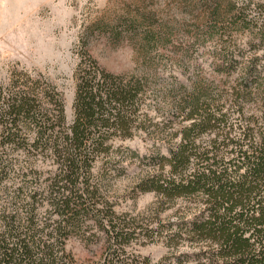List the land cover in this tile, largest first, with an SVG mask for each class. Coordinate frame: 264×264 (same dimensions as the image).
<instances>
[{"label": "trees", "instance_id": "1", "mask_svg": "<svg viewBox=\"0 0 264 264\" xmlns=\"http://www.w3.org/2000/svg\"><path fill=\"white\" fill-rule=\"evenodd\" d=\"M201 5L209 24L198 28L197 41L213 38L221 17L218 1L202 0ZM227 9L245 33L253 20L235 1ZM261 25L250 33L248 49L256 50L247 62L237 58L248 50L232 46L229 37L214 47L218 76L241 73L240 82L230 85L198 72L189 75V83L171 72L165 77L172 64L167 62L161 75L151 63L140 74H117L82 50L71 124L54 83L15 70L9 84L0 85V146L29 158L42 155L54 170L41 192L48 214L44 220L37 191L27 203L14 196L0 208V264H84L67 243L71 236L84 238L88 226L107 234L100 264H159L127 252L140 234L164 240L173 250L198 246L179 255L176 264H264V21ZM177 49L182 59L188 55V48ZM189 64L182 65V72ZM157 99L165 106L158 107ZM137 136L152 140L154 147L143 158L151 172L141 179L139 191L154 192L164 202L182 200L187 208L147 229L119 217L99 197L94 181L98 161H104V171L116 155L124 156L118 143ZM92 229L88 239L95 238Z\"/></svg>", "mask_w": 264, "mask_h": 264}, {"label": "rangeland", "instance_id": "2", "mask_svg": "<svg viewBox=\"0 0 264 264\" xmlns=\"http://www.w3.org/2000/svg\"><path fill=\"white\" fill-rule=\"evenodd\" d=\"M215 1L221 13L216 34L197 41L198 28L209 24L202 0H0V85H8L15 70L28 72L34 79H49L63 94L66 121L71 124L75 73L82 50L100 66L117 74H140L151 63L150 67L161 75L167 62L172 64L165 77L171 72L186 83L189 75L197 72L204 78H221L213 70L214 47L222 45L223 36L229 37L232 46L248 50L237 58L239 62L242 59L247 62L256 50L248 49L250 33H257L263 26L264 0ZM229 1L237 2L238 9L244 8V16L253 20L245 33L238 30L239 24L233 23L235 18L227 12ZM180 47L189 50L184 59L176 52ZM261 53L257 51V55ZM188 61L191 66L184 73L182 65ZM240 76L237 70L222 79L227 85L237 84ZM157 102L158 107L166 104L161 99ZM164 144L158 145L161 153L167 152ZM118 145L124 156L116 155L104 171V161L99 160L94 181L99 187V197L111 204L119 217L147 229L156 223H166L176 213L187 212L182 200L164 202L154 192L139 191L141 179L151 172L143 158L153 154L152 140L137 136ZM28 158L21 151L0 146V161H9H5L8 166L0 165V208L14 196L27 203L28 197L37 191L39 218L44 220L48 214L42 207L45 200L41 192L49 172L54 170L53 162L39 154ZM89 228L93 226L86 228L84 238L71 236L67 250L79 262L100 264L108 245L107 234L95 227L92 229L95 238L88 239L92 233ZM196 249L197 245L182 244L173 250L164 240H150L142 234L127 246V252L159 264H176L179 255Z\"/></svg>", "mask_w": 264, "mask_h": 264}]
</instances>
